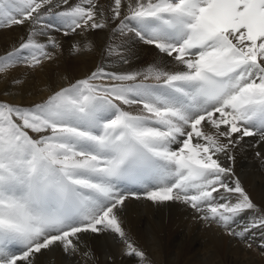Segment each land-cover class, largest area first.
<instances>
[{
  "label": "snow or ice",
  "instance_id": "1",
  "mask_svg": "<svg viewBox=\"0 0 264 264\" xmlns=\"http://www.w3.org/2000/svg\"><path fill=\"white\" fill-rule=\"evenodd\" d=\"M15 26L26 31L0 52L12 86L0 93L12 97L0 99V264L53 248L101 264L90 241L108 238L151 264L124 227L130 198L182 204L242 243L264 230L233 168L247 147L264 169V0H0V29ZM93 32L107 33L94 70L24 103L25 77L63 52L57 34ZM137 45L152 60L133 68ZM93 47L77 40L69 54Z\"/></svg>",
  "mask_w": 264,
  "mask_h": 264
},
{
  "label": "bare ground",
  "instance_id": "2",
  "mask_svg": "<svg viewBox=\"0 0 264 264\" xmlns=\"http://www.w3.org/2000/svg\"><path fill=\"white\" fill-rule=\"evenodd\" d=\"M25 31L26 28L21 26L0 29V52L18 41ZM57 36L61 40L63 52L57 62L45 64L43 70L25 77L26 92L30 90L34 94L28 96L25 93L24 103L39 100V91L45 85L53 89L65 85L68 82L62 79L65 75L70 80L82 78L101 61L107 41L106 32L89 33L86 38ZM85 39L93 41V50L90 53L70 55L71 44L77 40L83 43ZM136 47L139 49V58L133 59L132 67L140 68L151 62L152 56L144 46ZM25 73L22 66L18 67L10 74L9 81ZM6 89L12 90L10 83L0 81V93ZM0 99L12 97L0 95ZM13 102H21L20 95H16ZM251 139L245 138V141ZM235 157L233 168L236 177L241 180L254 202L264 206V169H261L255 158L254 149H237ZM126 205L127 211L123 214L125 230L135 244L147 253L151 264H264V248L260 247L264 243V230H253L245 237L246 242L242 243L215 226H205L194 218L190 209L179 203L169 202L167 205L156 206L143 199L130 198ZM240 222L247 223V215L239 217ZM84 238L88 239L87 236ZM90 243L101 264L106 259V252L115 257L116 264H137V258L121 255V246L111 238L107 239V244L100 239L91 240ZM77 259L66 258L59 248H53L39 257L38 264H76Z\"/></svg>",
  "mask_w": 264,
  "mask_h": 264
}]
</instances>
